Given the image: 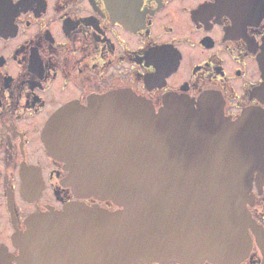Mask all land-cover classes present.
<instances>
[{
	"label": "flooded vegetation",
	"instance_id": "1",
	"mask_svg": "<svg viewBox=\"0 0 264 264\" xmlns=\"http://www.w3.org/2000/svg\"><path fill=\"white\" fill-rule=\"evenodd\" d=\"M125 95L155 114L208 97L230 122L264 123V0H0V264L23 262L40 213L117 210L74 192L62 148L121 130ZM248 195L250 250L235 264H264V167Z\"/></svg>",
	"mask_w": 264,
	"mask_h": 264
},
{
	"label": "water",
	"instance_id": "2",
	"mask_svg": "<svg viewBox=\"0 0 264 264\" xmlns=\"http://www.w3.org/2000/svg\"><path fill=\"white\" fill-rule=\"evenodd\" d=\"M124 98L121 130H98L86 152L61 147L76 158L67 163L74 192L117 210L71 204L40 213L27 222L21 263L242 260L250 250L252 172L264 167V123L246 115L230 122L208 97L167 98L158 114L145 99Z\"/></svg>",
	"mask_w": 264,
	"mask_h": 264
}]
</instances>
